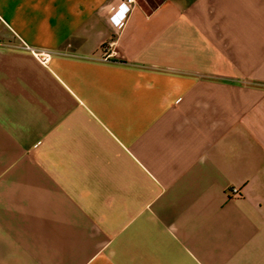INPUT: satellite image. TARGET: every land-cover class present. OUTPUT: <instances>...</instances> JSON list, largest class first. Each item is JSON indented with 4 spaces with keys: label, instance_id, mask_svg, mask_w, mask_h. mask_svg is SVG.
I'll use <instances>...</instances> for the list:
<instances>
[{
    "label": "crops",
    "instance_id": "crops-1",
    "mask_svg": "<svg viewBox=\"0 0 264 264\" xmlns=\"http://www.w3.org/2000/svg\"><path fill=\"white\" fill-rule=\"evenodd\" d=\"M110 1L0 0V264H264V0Z\"/></svg>",
    "mask_w": 264,
    "mask_h": 264
},
{
    "label": "built area",
    "instance_id": "built-area-1",
    "mask_svg": "<svg viewBox=\"0 0 264 264\" xmlns=\"http://www.w3.org/2000/svg\"><path fill=\"white\" fill-rule=\"evenodd\" d=\"M135 0H111L107 5H105L101 14L111 22V24L117 28L121 29L133 9ZM112 43H105L100 48L101 60L108 62L113 58L114 52L111 51ZM33 55L37 58L42 64H46L50 60V54L46 52H38ZM239 191L237 189H231L229 195L237 196Z\"/></svg>",
    "mask_w": 264,
    "mask_h": 264
},
{
    "label": "rangeland",
    "instance_id": "rangeland-1",
    "mask_svg": "<svg viewBox=\"0 0 264 264\" xmlns=\"http://www.w3.org/2000/svg\"><path fill=\"white\" fill-rule=\"evenodd\" d=\"M139 1H141V2H142V0H139Z\"/></svg>",
    "mask_w": 264,
    "mask_h": 264
}]
</instances>
